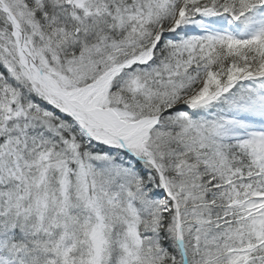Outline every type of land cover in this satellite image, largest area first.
Here are the masks:
<instances>
[{
	"label": "snow or ice",
	"instance_id": "6c2138e0",
	"mask_svg": "<svg viewBox=\"0 0 264 264\" xmlns=\"http://www.w3.org/2000/svg\"><path fill=\"white\" fill-rule=\"evenodd\" d=\"M0 264H264V0H0Z\"/></svg>",
	"mask_w": 264,
	"mask_h": 264
}]
</instances>
